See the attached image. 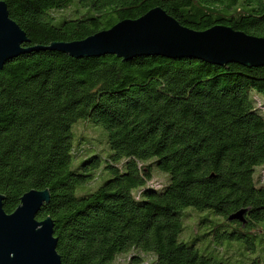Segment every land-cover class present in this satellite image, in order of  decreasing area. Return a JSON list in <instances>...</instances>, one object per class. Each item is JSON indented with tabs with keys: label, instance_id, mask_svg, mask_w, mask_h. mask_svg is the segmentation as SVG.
<instances>
[{
	"label": "trees",
	"instance_id": "16d2710c",
	"mask_svg": "<svg viewBox=\"0 0 264 264\" xmlns=\"http://www.w3.org/2000/svg\"><path fill=\"white\" fill-rule=\"evenodd\" d=\"M0 1L31 47L81 41L153 8L195 31L264 37V0ZM252 92L264 96V66L21 55L0 70L3 211L48 191L37 220L53 221L61 264H120L132 253L125 264H264V102ZM79 122L106 132L104 159L80 158ZM186 209L204 213L190 242L179 239ZM241 210L244 222L229 220Z\"/></svg>",
	"mask_w": 264,
	"mask_h": 264
},
{
	"label": "water",
	"instance_id": "95a60500",
	"mask_svg": "<svg viewBox=\"0 0 264 264\" xmlns=\"http://www.w3.org/2000/svg\"><path fill=\"white\" fill-rule=\"evenodd\" d=\"M28 45L25 33L10 19L7 5L0 1V70L21 55L39 51H56L76 59L116 56L128 61L160 57L192 59L211 65L264 66V37L221 25L195 31L179 24L161 8H153L134 20H121L81 41L45 47ZM3 200L0 196V264H61L53 221L49 217L37 220L49 201V192L24 194L20 206L11 214L3 211ZM244 213L241 210L229 220L244 222Z\"/></svg>",
	"mask_w": 264,
	"mask_h": 264
},
{
	"label": "rangeland",
	"instance_id": "374dc122",
	"mask_svg": "<svg viewBox=\"0 0 264 264\" xmlns=\"http://www.w3.org/2000/svg\"><path fill=\"white\" fill-rule=\"evenodd\" d=\"M59 14H63V15H67L68 11H64V12H54L52 15L56 16ZM252 98H256L261 102H264V96L256 94L255 92H252L251 94ZM80 127H86L87 129H89V132H93V133H83V134H77V129ZM72 133H74L73 135V144L74 147H76L77 151L80 152V158H83V155H92L96 152H101L103 155V159L107 154H110V150L108 148V144L106 141V132L99 126H94L91 125L89 123H83V122H79L77 125L75 124L72 127ZM260 173V168H256L255 169V177H257ZM166 176V175H165ZM154 183H157L159 185H163V177L160 176V174L156 175V178L153 179ZM186 211H188L189 213H191L193 215L192 218L189 219L188 222H184L183 220V232L180 234L179 239L181 241L184 242H190L191 239L196 237L197 233L203 234V230H198L197 229V223L200 220V217L203 218L204 213H199L197 211H194L192 209H186ZM185 211V212H186ZM194 211V212H192ZM260 237L256 240V244L259 243V245H264L262 243L259 242ZM209 243V239L205 238V240H202V243L199 244L200 247H197V249L199 250L200 253H204V251L206 250V246ZM223 244L225 247H229V246H234V250H236V248L238 247H244L245 245L243 243H232L229 244L227 240H221L220 244ZM133 254V253H132ZM132 254L126 255V256H121L118 259V262L120 264H125L123 261H125L126 259H128Z\"/></svg>",
	"mask_w": 264,
	"mask_h": 264
}]
</instances>
